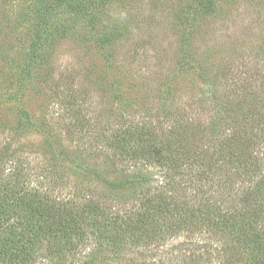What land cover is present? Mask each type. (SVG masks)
<instances>
[{
    "label": "rangeland",
    "instance_id": "rangeland-1",
    "mask_svg": "<svg viewBox=\"0 0 264 264\" xmlns=\"http://www.w3.org/2000/svg\"><path fill=\"white\" fill-rule=\"evenodd\" d=\"M40 1L0 0V140L21 149L34 183L51 200L81 194L120 208L135 195V188L114 191L107 184L125 176L126 166L107 146L112 128L155 114L157 120L169 108L197 125L213 120L230 136L247 119L248 93L264 98V0H45L54 6L48 11ZM213 92L219 108L232 100V118L224 107L217 117L212 106L201 109ZM23 110L32 121L22 119ZM3 118L24 130L12 135ZM210 143L219 147V138ZM150 170L175 184L164 169ZM181 176L192 187L190 176ZM173 246L132 245L118 255L103 245L94 256L98 264L132 257L175 264L167 257ZM85 254L68 264H81ZM216 257L195 264H249ZM34 264L59 263L39 257Z\"/></svg>",
    "mask_w": 264,
    "mask_h": 264
},
{
    "label": "trees",
    "instance_id": "trees-1",
    "mask_svg": "<svg viewBox=\"0 0 264 264\" xmlns=\"http://www.w3.org/2000/svg\"><path fill=\"white\" fill-rule=\"evenodd\" d=\"M41 1L46 11L54 7ZM212 94L209 102L202 101L201 109L212 106L217 117L224 107L229 117L234 111L232 100H224L219 108L220 94ZM248 95L252 101L243 104L247 119L230 136L217 130L213 120L197 125L195 119L182 118L187 112L173 115L176 110L169 108L163 116L158 112L157 120L155 114L112 128L107 146L126 166L122 167L125 176L107 184L114 191L135 188V195L122 200L120 208L110 199L81 194L51 200L34 183L33 166L21 149L10 140H0V264H34L39 257L68 264L81 253H86L81 264H98L94 251L102 252L103 245L119 255L132 245L170 243L174 246L167 257H173L175 264L181 257L184 264H195L209 254L215 259L242 257L249 264H264V98L252 90ZM22 113V119L32 121L27 110ZM1 122L12 135L24 130L8 125L4 118ZM191 129L198 131L189 139ZM217 138L219 147L213 148L210 140L217 142ZM151 167L172 175L175 186L167 177L161 181L154 176ZM185 174L192 187L182 180ZM220 174L225 175L224 183ZM225 238L230 243L220 246ZM125 264L152 263L132 257Z\"/></svg>",
    "mask_w": 264,
    "mask_h": 264
}]
</instances>
